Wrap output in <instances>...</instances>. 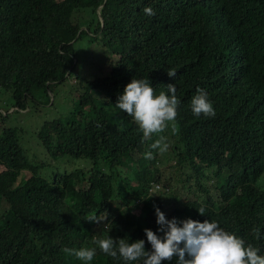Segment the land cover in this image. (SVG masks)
<instances>
[{
    "label": "trees",
    "instance_id": "obj_1",
    "mask_svg": "<svg viewBox=\"0 0 264 264\" xmlns=\"http://www.w3.org/2000/svg\"><path fill=\"white\" fill-rule=\"evenodd\" d=\"M133 78H148L157 95L175 84L181 101L178 132L169 127L167 152L150 160L153 141L115 105ZM198 87L215 118L193 116ZM60 93L67 109L36 138L53 160L89 165L43 176L3 106ZM0 166V264H83L63 249L107 235L144 239L150 251L144 229L163 236L154 206L169 220L217 221L264 256V0H0ZM105 211L107 221L84 219ZM90 264L122 262L97 248Z\"/></svg>",
    "mask_w": 264,
    "mask_h": 264
},
{
    "label": "clouds",
    "instance_id": "obj_2",
    "mask_svg": "<svg viewBox=\"0 0 264 264\" xmlns=\"http://www.w3.org/2000/svg\"><path fill=\"white\" fill-rule=\"evenodd\" d=\"M98 11V10H97ZM144 13L154 16L151 7H145ZM169 77L176 76L175 69L167 71ZM167 94L161 91L155 94V89L148 78H133L118 97L116 107L126 113L137 124L143 134L144 141H153L149 150L144 153L145 159L153 158V151L165 153L169 148L168 138L163 133L170 127L172 133L178 132L177 116L181 101L177 97L175 84L166 86ZM190 109L194 117L215 118L216 111L208 94L202 88L196 89L191 98ZM155 137V139H154ZM156 223L159 225L158 236L150 229H144V234L150 251L145 250V240L138 239L129 243V238L113 239L110 236L94 239L96 247L80 248L79 250L64 248L69 256H75L83 264H90L97 254V248L103 254L122 264H162V261H172L176 264H264V256L260 248L233 232L226 231L217 221L192 219L178 221L175 217L166 219L165 214L154 206ZM200 215H205V207L197 209ZM89 222L101 223L108 220V213L91 214L84 218ZM255 240H260L261 230L256 227L252 231ZM187 257V258H186Z\"/></svg>",
    "mask_w": 264,
    "mask_h": 264
},
{
    "label": "rangeland",
    "instance_id": "obj_3",
    "mask_svg": "<svg viewBox=\"0 0 264 264\" xmlns=\"http://www.w3.org/2000/svg\"><path fill=\"white\" fill-rule=\"evenodd\" d=\"M81 27L85 28V24H82ZM98 53V51L89 50L86 55H93L97 64H100L101 59ZM77 62L79 63V60H77ZM83 65L85 71L88 73L85 75L94 73L92 64L84 63ZM70 80V83L72 85H75L74 80ZM49 95L51 94L49 93ZM67 102L68 93H60L58 94V97L57 94L54 95L53 99H51L50 97V100L47 104H35L32 101H28L24 109L9 107L7 108V104L9 103V99H7L5 106H3V109H8L6 124L17 128L16 133L17 135L19 134V141L24 149L22 150L23 154L25 155L27 161L30 162L31 171L33 173H35V171H38L40 175L45 176L46 173L51 170L63 172L69 171V169L73 168L74 166L87 168L89 165V161H87L86 159H71L66 156L58 157L56 160H53V158L46 151L44 153V148L40 145L39 139L36 138V132L39 129L40 125L46 120L49 121L59 116L60 110L63 111V109H67ZM41 162L44 165L43 167H41V169H39ZM20 163H23V160H21ZM1 207L2 206L0 205V208Z\"/></svg>",
    "mask_w": 264,
    "mask_h": 264
}]
</instances>
